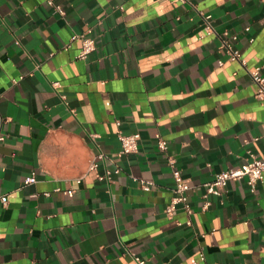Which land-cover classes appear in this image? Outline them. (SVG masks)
<instances>
[{
    "label": "crops",
    "instance_id": "1",
    "mask_svg": "<svg viewBox=\"0 0 264 264\" xmlns=\"http://www.w3.org/2000/svg\"><path fill=\"white\" fill-rule=\"evenodd\" d=\"M54 3L0 0V264H264V179L203 187L264 158V102L203 15L264 74V0ZM171 159L191 215L165 213Z\"/></svg>",
    "mask_w": 264,
    "mask_h": 264
},
{
    "label": "built area",
    "instance_id": "2",
    "mask_svg": "<svg viewBox=\"0 0 264 264\" xmlns=\"http://www.w3.org/2000/svg\"><path fill=\"white\" fill-rule=\"evenodd\" d=\"M182 3H186L187 0H179ZM48 3L52 5L59 13L62 15L64 14L61 7L54 3V0H48ZM211 16L208 14L203 15V22L206 30L205 36H213L218 35V37L222 36V47L227 50V53L231 60L239 62L244 68H246L248 74L251 77L252 82L256 86V98L264 102V74L262 72L261 67H255L254 69H248L246 61L242 58L241 52L235 49L230 42V39L235 40V36H229L228 33H223L219 35L211 23ZM82 38V49L78 55L80 59H86L90 53L95 50V42L92 38L86 37L84 35L80 36ZM119 140L121 142L122 153L123 154H131L136 152L138 149V144L140 141V134L135 133L131 135H119ZM262 139L264 140V133L262 135ZM4 138L0 137V141H3ZM159 148L161 150H167V144L165 141L159 142ZM103 158L102 155L99 156ZM172 166V175L174 178L175 186L173 189V197L165 209V213L168 217H172L178 209H182L188 215L192 214V206L189 201V191L192 189L188 180H186L180 170L174 167V160H170ZM95 165H93V168ZM112 172L107 171L106 177H109ZM115 173H118V170H115ZM242 179H247V182L250 186L252 192L257 189V186L260 182L264 179V158L258 159L254 155L251 154V160L247 161L246 163L240 165L237 168H231L216 174L215 178L203 185L205 194L204 197L207 198L208 196H217L220 197L226 186L229 182L238 181ZM36 182V177L31 175L27 177L24 181L26 185L34 184ZM143 189L148 191L150 188L146 184H143ZM3 204H7V200L2 198ZM210 202L206 201L202 206L203 210H206L210 206ZM187 225H191L190 221L187 222ZM200 259L205 261V256L201 255ZM136 264H145V261L135 256L134 257Z\"/></svg>",
    "mask_w": 264,
    "mask_h": 264
}]
</instances>
